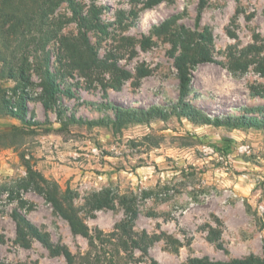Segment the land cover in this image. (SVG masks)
I'll return each instance as SVG.
<instances>
[{"label":"rangeland","instance_id":"obj_1","mask_svg":"<svg viewBox=\"0 0 264 264\" xmlns=\"http://www.w3.org/2000/svg\"><path fill=\"white\" fill-rule=\"evenodd\" d=\"M187 32L212 58L192 71L191 103L212 117L264 106L255 63L264 59V0H0V264L264 259V128L176 117L121 131L88 125L114 119L113 107L171 108ZM114 67L128 76L116 83ZM28 169L71 192L87 236L74 234L34 185L17 189ZM104 198L108 205H98ZM14 208L51 249L23 247ZM144 234L147 253L125 248Z\"/></svg>","mask_w":264,"mask_h":264},{"label":"trees","instance_id":"obj_2","mask_svg":"<svg viewBox=\"0 0 264 264\" xmlns=\"http://www.w3.org/2000/svg\"><path fill=\"white\" fill-rule=\"evenodd\" d=\"M201 39L205 38L202 37ZM180 48L181 54L177 56L174 61V67L177 70L180 82V98L171 106V108L152 107L149 109H144L113 107L115 115L114 119L90 122L88 123V125H107L112 126V128H114L116 131H121L123 127L129 124H149L153 121H168L171 117H176L179 120L186 119L190 123L195 125H211L214 127H225L229 129L252 127L264 128V117L255 115V113L258 111H260V113H264V106L245 109V114L241 116L227 115L225 117H212L201 108L191 103L188 100V96L192 85V71L196 66L200 64L211 62L212 58L206 48L195 42L194 35L190 32L185 33V35L183 36ZM255 63L258 65L259 72L264 75V59L258 60ZM238 65H240V69H244L248 66V64ZM110 71L116 83H118V81L120 82L121 79H125L128 76L127 71L121 70L118 67H114ZM51 86L54 87L53 82H51ZM51 90L55 92L53 88ZM249 112H252V115L248 114ZM16 115H18V117H21V120H25L24 116H21L19 114ZM72 121L73 123H76L75 120ZM35 176L39 175L28 169V180L23 179L19 183H17V189L21 187L28 188L34 185L33 187L39 193L43 194L45 198L53 205L55 211L68 222L70 229L74 234L87 236V226L77 215L73 201L71 200V196H68V193L71 192H61L58 190V186L57 188L51 187L52 183H50V181L46 180L42 176L40 177V181H37V177ZM14 193L15 190L12 189L10 195L14 197ZM106 201L107 199L104 198L97 203L98 205L104 206L107 204ZM121 204L125 207L127 213L131 215L132 219L137 217L138 212L137 210H135L136 208L135 206H133L132 201H128L127 199L123 198L121 200ZM11 218L16 226L18 240L23 245V247H30L33 241H38L46 248H52L48 241V238L40 232L35 224L20 209H12ZM130 224L131 222L122 224L120 227H118V229L121 230L123 234H127V229L131 226ZM3 241V236L0 235V245L3 243ZM129 243L139 251L147 253V249L152 243V239L149 238L147 234L142 235V237L140 238H131L130 241L124 242L125 248L128 249L127 244ZM54 251V253L56 254H63L69 262H73V257L68 250H61L60 248H57ZM187 264H264V259L250 257L246 259H233L225 262H214L211 261L209 257H204L191 259L187 262Z\"/></svg>","mask_w":264,"mask_h":264}]
</instances>
